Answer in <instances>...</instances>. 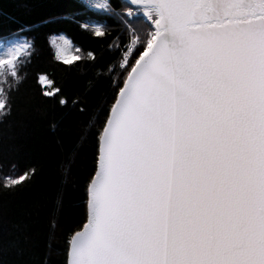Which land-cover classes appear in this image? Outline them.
Wrapping results in <instances>:
<instances>
[{"label": "snow or ice", "instance_id": "1", "mask_svg": "<svg viewBox=\"0 0 264 264\" xmlns=\"http://www.w3.org/2000/svg\"><path fill=\"white\" fill-rule=\"evenodd\" d=\"M94 7L118 16L128 39L93 133L85 216L61 264H264V0ZM33 47L0 44V123ZM38 83L53 86L45 103L67 106L46 74ZM29 175L0 172V194ZM29 260L49 264L22 246L0 207V264Z\"/></svg>", "mask_w": 264, "mask_h": 264}, {"label": "trees", "instance_id": "2", "mask_svg": "<svg viewBox=\"0 0 264 264\" xmlns=\"http://www.w3.org/2000/svg\"><path fill=\"white\" fill-rule=\"evenodd\" d=\"M110 3L115 12H124V1ZM97 28L105 35L95 36ZM15 39L34 47L11 115L0 123V172L22 175L34 169L35 176L29 175L18 192L0 194V207L24 248L37 260L61 264L64 240L85 216L93 133L103 121L110 80L119 73L128 38L118 16L89 10L79 0H0V44ZM62 55L81 59L65 65ZM45 74L62 89L66 107L44 102L42 89L53 87L38 83Z\"/></svg>", "mask_w": 264, "mask_h": 264}, {"label": "built area", "instance_id": "3", "mask_svg": "<svg viewBox=\"0 0 264 264\" xmlns=\"http://www.w3.org/2000/svg\"><path fill=\"white\" fill-rule=\"evenodd\" d=\"M82 1H84L85 4H87L89 7H92V8H96L94 7V5L98 4L97 3L98 0H82ZM100 1H102L103 4L108 3L107 0H100Z\"/></svg>", "mask_w": 264, "mask_h": 264}, {"label": "rangeland", "instance_id": "4", "mask_svg": "<svg viewBox=\"0 0 264 264\" xmlns=\"http://www.w3.org/2000/svg\"><path fill=\"white\" fill-rule=\"evenodd\" d=\"M96 8H97V7H96ZM96 8H92V7H91V9H94V10H96Z\"/></svg>", "mask_w": 264, "mask_h": 264}, {"label": "water", "instance_id": "5", "mask_svg": "<svg viewBox=\"0 0 264 264\" xmlns=\"http://www.w3.org/2000/svg\"><path fill=\"white\" fill-rule=\"evenodd\" d=\"M122 1H124L126 3V0H122Z\"/></svg>", "mask_w": 264, "mask_h": 264}]
</instances>
